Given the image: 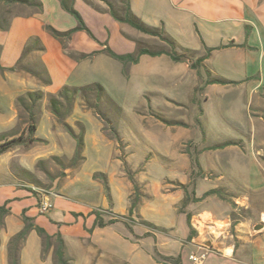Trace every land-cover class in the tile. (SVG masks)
<instances>
[{
	"label": "crops",
	"instance_id": "crops-1",
	"mask_svg": "<svg viewBox=\"0 0 264 264\" xmlns=\"http://www.w3.org/2000/svg\"><path fill=\"white\" fill-rule=\"evenodd\" d=\"M40 1L41 11L17 3H0V144L24 134L29 114L37 139L28 146L18 143L0 154V205L9 210L0 230V264H8V242L23 228V217L52 236V241L59 234L71 264H169L156 259L154 249L163 256H179L181 264H194L189 255L198 253L200 246L211 250L202 264H264V0H128L132 13L145 25L163 28L177 44L178 53H194L197 59L205 47L214 48L197 69L191 68L190 62H175L166 55H141L137 63H126L142 79H152L149 88L153 94L163 96L167 108H173L172 103L177 101L166 96L162 84L172 87L169 91L176 94V84L186 77V104L194 95L193 71L201 76V136H194L198 129L193 123L175 114L168 118L158 111L166 120L182 121L183 126L159 124L167 129L168 146L177 148L197 140L209 153H201L199 165L202 181L211 185L201 184L199 190L195 189L196 197L214 188L221 192L190 203L185 208L190 214L188 222L185 214H178L174 207L184 191L172 186L173 191L166 192L168 208L149 209L158 216V225L150 229L134 220V215L142 218L144 199L129 214L132 183L120 160L116 173L103 174L102 183L122 204L119 213L105 205L100 209L91 204L84 207L71 193H60L65 186L69 191L87 189L80 184L81 161L72 162L75 139L62 122L74 130L72 121L65 118L75 101L84 104L80 88L96 82L88 70L108 58L114 59L105 49L122 55L135 52L139 43L163 41L116 20L103 0ZM61 1L72 5L88 31L79 29L61 36L49 31L50 27L65 33L77 27L76 18ZM113 3L118 6L120 2ZM203 67L212 78L236 83L204 85ZM64 87L69 89L67 99L71 103L60 94ZM32 92H41L42 99L30 101L28 93ZM214 96L220 100L218 107L226 104L230 108L221 117L218 111L219 119L210 104ZM51 97L59 101L56 108L64 118L62 122L50 106ZM19 98L25 99L22 106ZM238 111L243 115L241 120ZM215 123L219 125L217 130ZM244 132L248 139L240 135ZM119 139L122 141L117 133L115 137L106 133L98 136V141H107L108 145ZM224 141L237 144L209 149ZM181 160L186 166L173 170L182 177L169 180L186 185L193 172L189 159ZM115 175L124 182L125 190H110L108 180ZM45 201L52 206L40 213L39 205ZM167 209L177 216H167ZM95 211L104 222L115 220L94 226ZM231 212L238 217L232 219ZM53 250L51 245L42 254V238L32 228L21 246L19 264H54Z\"/></svg>",
	"mask_w": 264,
	"mask_h": 264
},
{
	"label": "rangeland",
	"instance_id": "rangeland-1",
	"mask_svg": "<svg viewBox=\"0 0 264 264\" xmlns=\"http://www.w3.org/2000/svg\"><path fill=\"white\" fill-rule=\"evenodd\" d=\"M156 40V43L146 42L144 44L139 43L138 45H143L150 49L167 47L163 42L159 43ZM184 56L185 61L192 63L197 54L188 52L184 53ZM203 68L200 71L202 76L206 77L208 69L206 67ZM193 72L194 85L192 92L194 95L191 102L185 104V97L188 95L187 91H189L187 88L188 79L186 77L183 81L176 84V94L169 91L172 87L167 84L161 85L166 96L172 97L177 101L172 103L173 108H167L163 96L153 94V89L149 88L153 85L152 79L149 77L142 79L137 73L132 72L129 66L122 62L108 58L105 63H97L96 68L88 70L87 74L96 82L92 84L86 83V86L92 87L86 92L85 97L82 95L80 89L79 94L84 98V104L80 105L78 101H75L71 113L68 118H65L72 121L75 133L81 132L83 139L81 150L82 171L79 178L80 184L87 189L74 190L72 188L69 191V187L65 186L60 188L62 189L60 193H71L70 195L73 196V199L79 201L78 203L84 207L91 204L100 209L101 205H105L108 210L119 213L122 204L116 201V198L112 196L114 193H109L102 183L103 179H105L103 174L116 173L118 169L117 160H120L123 162V170L128 175L130 173L137 181L142 193L141 200L144 199L146 201V205L142 207V218L134 215V220L150 229L152 227L145 225L143 221L152 225H158V216L152 214L149 209L159 206L167 207L169 201L167 200L166 192L173 191L172 186L181 189L179 182L169 180H180L182 177L181 173L173 170V168L179 170L181 166H186L181 159L185 157L189 159V169L193 172L189 178V182L186 183L189 191L193 186L194 189L199 190L202 187L201 184L205 186L211 185L210 182L202 181L204 176L202 169L195 164L196 159L198 162L201 160L202 157L200 155L202 152L209 154L207 150L201 149V143L197 140L191 143H181L177 148L168 146L167 129H164L159 124L161 122L166 125H178L176 123L178 122L182 124L178 126H183L184 123L182 121L166 120L161 114H158V111H163L168 118L175 114V116L182 120L193 123L198 129V133H194V136L195 134L201 136L200 121L203 110L201 108L202 90L199 88L202 86V83L201 76L197 77L198 75H195V71ZM97 84L103 88V92L96 87ZM145 90H149L151 93ZM210 104L213 115H216L217 119H219V116L221 117L230 111V108L225 106L226 104H221L218 107L220 100L215 96L211 97ZM238 105L241 107L243 104L240 103ZM209 107L210 105H208V109H210ZM200 110H202V113ZM236 115L240 120L243 117L239 111ZM215 124L216 127L214 129L217 130L219 125ZM99 133H106V135H113L114 137L117 133L122 141L120 139L119 141L115 140L116 142L108 145L107 141H98ZM213 134L215 133L210 135ZM240 135L244 139H248V134H245V132L244 134L240 133ZM209 149L214 150L211 147ZM175 158H177L176 161ZM199 168L201 171H199ZM208 178L212 179L210 176ZM193 182L194 184H192ZM108 183L110 190L113 192L116 189L125 190L124 182L117 175L110 178ZM102 195H104V200L102 199ZM181 200L177 201L174 206L178 214ZM167 212H169L168 209ZM169 214L173 218L177 216L174 212H169L167 216ZM130 218L133 219V217L129 216Z\"/></svg>",
	"mask_w": 264,
	"mask_h": 264
},
{
	"label": "trees",
	"instance_id": "trees-1",
	"mask_svg": "<svg viewBox=\"0 0 264 264\" xmlns=\"http://www.w3.org/2000/svg\"><path fill=\"white\" fill-rule=\"evenodd\" d=\"M103 1L105 2L106 6L108 7L109 12L112 14V16L116 20H118L119 22L128 24L131 28H133L134 30H136L140 33L150 35L153 37H157L158 39H160L161 41H163L167 45V47H163L160 49H150V48L145 47L143 45H138L135 52L128 53V54H122V55L116 54L112 50L107 48L104 50L107 53V55L111 56L114 59H117L118 61H120L124 64H126V63H133V64L137 63L139 60V57L141 55H149V56L166 55L171 60H173L175 62H183L185 60L184 54H180L176 51L177 44L174 42V40H172L169 36H167L165 34L163 28L162 27L155 28V27H150V26L145 25L140 19H138L132 13L130 6L128 4V0H118L120 2L118 6H115V3H113V0H103ZM0 3H3V4H15V3L22 4V5H26L28 7H31L35 11H41V9H42V3L40 0H0ZM61 5L67 12H69L70 14H72L76 18L77 27L68 31V32H65V33H60V32L49 27L48 28L49 31L54 36H61V35L69 34L73 31L79 30V29H83V30L88 31L86 29V27L84 26V23H83L80 15L74 10V8L72 7L71 4H68V3L61 1ZM204 49H205L204 54L202 56L198 57L197 59H195L194 62H192L190 64L191 68L197 69L199 66H201L202 63L207 58H209V55L213 51L214 48L205 47ZM26 50H27V48L25 49V51ZM212 83L225 84V83H236V82L212 78L210 76L209 72L206 71V78L204 81V85L212 84ZM91 87L92 86H84V87L80 88L82 95L84 97L86 96V92ZM96 87H98L103 92V88L99 84H97ZM199 89L203 90V86H201ZM60 94L63 95L64 97H66L67 103H71V101H69V99H67L68 94H69V89L67 87H64L61 90ZM42 97H43V95L41 92L28 93V99H30V101L37 102L40 99H42ZM49 101H50L51 108L56 113L59 120L62 122L64 118H63L61 112L56 108V104L59 101L55 97H51ZM24 102H25L24 98L18 99V104H20L21 106L24 104ZM200 111L202 113V110H200ZM28 121H29V123L27 125L26 131L24 132V134L20 135L17 139H11L8 142L0 144V154H2L9 147H12L18 143H24L25 146H28L29 144H31L37 140L33 136L34 132H35V125L33 123L32 114H29ZM163 121H165V120H163ZM165 123H167V122L165 121ZM176 123L178 125H182L181 123H178V122H176ZM62 124L70 132L72 137L75 139L76 148H75V153H74L72 162L77 163V162L81 161V159H82L81 150L83 147V139L81 136V132L75 133L74 130L70 126H68L67 124H65L63 122H62ZM231 144H237V142H235V141L220 142V143H217V144L211 146V149L222 148V147H225V146L231 145ZM51 159L57 160L56 157H52ZM195 164L198 167H200L197 159L195 160ZM199 171H201L200 168H199ZM128 176H129L130 182L132 183V193L130 194V198H129V202H130L129 214L131 215L136 210L137 206L140 204L142 193L140 192L138 183L134 179V177L130 173ZM192 184H194V182ZM179 185L184 191V196L179 203L178 211H179V213L185 214L188 222L190 219V214L185 211V208L190 203L198 202L201 199H203L204 197L209 196V195H221L220 189L214 188V189L206 191L201 197H196L194 186L189 191L187 185H184V184H179ZM8 212H9V210H8V208H6L5 205H0V230L4 227V218L8 214ZM94 213L96 216L95 221H94V226L97 225V226L102 227V226H105L107 224L113 223V221L115 220V219H110V220L104 222L100 216L101 214L98 211H95ZM230 216L232 219H236L238 217L234 212H231ZM23 221H24L23 228L18 233H16L14 236H12L8 242V248H7L8 264H19V252H20L21 246L24 243V240L26 239L28 232L32 228H36L38 234L42 238V254H44L47 251V249L51 245H53L54 246V250H53V262H54V264H71L69 262V260L65 257L64 243H63V240L59 234L55 235V239H54V241H52V236H49L43 229H41L37 226H34L29 218L23 217ZM143 223L149 227L155 228L152 224H150L148 222L143 221ZM128 227L131 230V227L129 225H128ZM154 256L156 259H161L164 262L169 263V264H181V260H180L179 256L178 257L163 256V255L159 254L156 249H154Z\"/></svg>",
	"mask_w": 264,
	"mask_h": 264
},
{
	"label": "built area",
	"instance_id": "built-area-1",
	"mask_svg": "<svg viewBox=\"0 0 264 264\" xmlns=\"http://www.w3.org/2000/svg\"><path fill=\"white\" fill-rule=\"evenodd\" d=\"M51 204L47 201L41 202L39 205V211L40 213H45L51 208ZM211 252L210 249H208L205 246H200L199 247V252L198 253H192L189 255L190 261H192L194 264H202L204 261L206 255Z\"/></svg>",
	"mask_w": 264,
	"mask_h": 264
}]
</instances>
